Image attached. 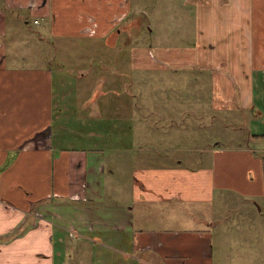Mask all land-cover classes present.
I'll return each instance as SVG.
<instances>
[{"label": "crops", "instance_id": "0c3cea01", "mask_svg": "<svg viewBox=\"0 0 264 264\" xmlns=\"http://www.w3.org/2000/svg\"><path fill=\"white\" fill-rule=\"evenodd\" d=\"M148 69L209 74L214 110L251 113L264 142V0H0V264H264L230 246L263 249L264 158L218 143L207 167L171 163L163 102L151 131L123 119L138 105L118 78Z\"/></svg>", "mask_w": 264, "mask_h": 264}, {"label": "rangeland", "instance_id": "374dc122", "mask_svg": "<svg viewBox=\"0 0 264 264\" xmlns=\"http://www.w3.org/2000/svg\"><path fill=\"white\" fill-rule=\"evenodd\" d=\"M182 3H180L181 5ZM165 4H159V10L157 13H162V16L159 17H150L153 19H163L166 16V7ZM163 10V11H161ZM152 16H156L153 15ZM25 34V33H24ZM191 34H188V40L190 44H193L194 41L189 37ZM20 41L12 40L10 43L11 53L15 49L16 45H23L21 40L25 38L28 40L29 38L26 35H20L18 37ZM194 39V38H193ZM192 41V42H191ZM189 44V43H188ZM26 49H29L35 54L36 47L32 43V41H28L25 46ZM37 55H40L36 52ZM110 67V64H106ZM131 72V71H130ZM130 72H125L121 77L118 78L119 81V88L122 86V92L126 89L127 95H123L121 99L123 101H131L136 100V104L138 108L133 111L124 112L123 119H129V116L133 117V124L138 125L137 129L139 134H143V131H151L145 130L148 128L149 122L151 125L155 123V116L151 115V112L157 111V108L154 110L148 109V113L146 112L147 104L153 100H158L163 102L164 106H161V109H166L172 113L169 116H165L164 118V128L161 130L156 131L157 133L165 134V145L161 144L162 149H169L168 143H170V154L171 160L170 162H176L177 160H181L184 162V166L189 168H197V167H207L211 165V150L214 147L213 145L220 144V146H224L222 148H242L245 149L246 146L250 147L248 150L253 153L255 156H260L264 158V142L260 144H256L255 142H250L248 140L249 134L252 131V127L248 120L252 117L251 113H246V117L248 119H244L241 114L237 112H228L225 109H218L214 110V98L212 94H210V89L206 83H209L210 80L209 74L207 73H200L197 71H182L180 72L179 69L174 70H139L133 72L131 75ZM69 76H76L71 74H65ZM62 77V76H61ZM204 79V82L202 80ZM201 83L202 87L201 88ZM204 84L206 86H204ZM128 85V88L125 87ZM200 89V90H198ZM120 91V89H118ZM60 91H64L60 86L58 88V93L60 95ZM166 102L169 106L166 105ZM65 105L64 103H62ZM64 106L60 109L64 110ZM139 109V110H138ZM143 110L146 112L145 122L142 119H139L140 115L143 114ZM144 112V113H145ZM154 114H156L154 112ZM138 115V116H137ZM264 116V115H263ZM150 118V119H149ZM263 118V117H262ZM246 120L245 121H243ZM264 119V118H263ZM123 124H126L123 122ZM111 129L113 128L112 123L110 124ZM133 130L134 126H132ZM135 130V131H136ZM117 130H110L109 132H114ZM73 132V131H72ZM63 135L64 133L62 131ZM65 140V138H63ZM158 143L160 139L155 140ZM140 146L145 147V143L143 138L139 137ZM259 148V153H256L255 148ZM110 155V154H109ZM108 155V157H109ZM136 157L143 158L147 157L148 159L153 154H144L138 152L135 154ZM173 161V162H172ZM137 167H143L144 164L140 161ZM151 165V164H150ZM109 178V177H108ZM196 180V179H195ZM197 181V180H196ZM110 190V187L109 189ZM220 197H217L216 201V210L219 212L221 217H228V211L231 208L228 204V200L221 194ZM111 196H107L109 199ZM261 204V201H259ZM90 205V204H88ZM90 206L97 207L98 205L92 204ZM235 207V206H234ZM88 208V206H87ZM238 210H242V206L237 205ZM227 217V218H226ZM262 221V218H259ZM232 221V225L235 228H239L243 226V219L240 218H230ZM222 222V221H221ZM226 228V222L223 221L219 230H216V238H215V257L216 260L221 258L224 254L217 245L220 244L221 234L224 233V229ZM261 228V227H260ZM233 232H240L236 229H232L231 233ZM254 233L258 234L261 233V230H254ZM241 237V236H240ZM261 240L260 242L263 244V249H257L256 245H253L252 242L249 241H236L231 242L230 246L232 247L231 254L235 257L236 263H239L241 260H245L247 258L255 259L259 257L260 254H264V235H260ZM255 240V237H254ZM218 261H216V264Z\"/></svg>", "mask_w": 264, "mask_h": 264}, {"label": "built area", "instance_id": "2783aa9c", "mask_svg": "<svg viewBox=\"0 0 264 264\" xmlns=\"http://www.w3.org/2000/svg\"><path fill=\"white\" fill-rule=\"evenodd\" d=\"M36 23H38V21H36Z\"/></svg>", "mask_w": 264, "mask_h": 264}]
</instances>
